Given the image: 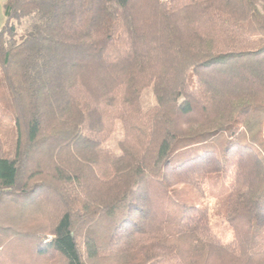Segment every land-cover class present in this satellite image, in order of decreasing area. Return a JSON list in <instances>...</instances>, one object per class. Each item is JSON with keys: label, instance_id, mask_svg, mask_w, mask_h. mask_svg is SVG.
Listing matches in <instances>:
<instances>
[{"label": "trees", "instance_id": "1", "mask_svg": "<svg viewBox=\"0 0 264 264\" xmlns=\"http://www.w3.org/2000/svg\"><path fill=\"white\" fill-rule=\"evenodd\" d=\"M4 15L0 264H264V0H6ZM118 121L119 154L102 147ZM209 185L229 243L191 196Z\"/></svg>", "mask_w": 264, "mask_h": 264}, {"label": "rangeland", "instance_id": "2", "mask_svg": "<svg viewBox=\"0 0 264 264\" xmlns=\"http://www.w3.org/2000/svg\"><path fill=\"white\" fill-rule=\"evenodd\" d=\"M5 4L6 0H0V31L5 23ZM9 92L4 84V82H0V106L3 109H7L9 106ZM141 104L143 110H148L152 106L156 104V100L153 94V88H147L142 92L141 95ZM7 127H10L11 125H8L7 122L4 123ZM123 126L121 122L116 123V127L114 130L113 135L109 138V140L102 145L105 149H110L114 151L115 153L119 154V143L123 140ZM217 192L215 188L212 186L205 187V193L201 194L197 191H192L191 196L195 200L198 206L207 207L209 209L210 214V222L211 227L216 232L221 239L225 243H229L233 240V235L231 233V230L228 226V224L225 222L224 218V207L226 205V201L222 200L217 197ZM24 249V250H23ZM22 251H26V248H23ZM25 257H31V256H25ZM26 260L25 264H61L58 259L53 260H43L39 258L34 259V263L31 262L28 259Z\"/></svg>", "mask_w": 264, "mask_h": 264}]
</instances>
